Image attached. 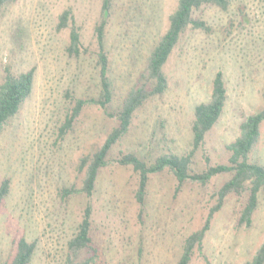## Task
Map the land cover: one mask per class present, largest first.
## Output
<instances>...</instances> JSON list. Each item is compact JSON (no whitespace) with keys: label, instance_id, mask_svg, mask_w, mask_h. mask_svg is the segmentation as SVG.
Returning <instances> with one entry per match:
<instances>
[{"label":"rangeland","instance_id":"rangeland-1","mask_svg":"<svg viewBox=\"0 0 264 264\" xmlns=\"http://www.w3.org/2000/svg\"><path fill=\"white\" fill-rule=\"evenodd\" d=\"M103 0H15L0 9V83L9 71L34 69L30 95L0 129V182L10 181L0 204V264H8L20 237L35 241L29 264H63L66 241L75 232L84 206L92 207L91 234L100 249L98 264H175L184 239L201 228L215 203L214 191L228 174L206 185L185 181L176 189L165 169L150 174L145 203L136 202L137 174L117 157L131 151L141 158L161 146L183 154L191 147L195 106L210 97L212 79L221 71L226 86L223 111L193 160V169L226 160V144L239 124L263 107L264 0H230L228 9L198 10L211 30L187 28L164 69L166 91L136 112L128 133L111 149L90 196L62 187H79L80 157L96 149L113 125L95 104L85 105L63 137L70 97L97 94L94 26ZM177 0H110L105 48L110 57L115 100L134 84L146 58L168 25ZM70 8L79 27V56L66 52L68 28L59 15ZM264 165V121L250 153ZM242 200L228 197L210 218L190 264H244L264 239V189L249 225L238 224Z\"/></svg>","mask_w":264,"mask_h":264},{"label":"trees","instance_id":"trees-1","mask_svg":"<svg viewBox=\"0 0 264 264\" xmlns=\"http://www.w3.org/2000/svg\"><path fill=\"white\" fill-rule=\"evenodd\" d=\"M15 0H0V9ZM230 0H177L175 8L168 15L166 30L160 35L150 50L144 68L139 72L134 84L127 90L123 98L113 105L115 100L114 82L110 72V57L105 48L106 24L110 0H103L99 19L94 26V37L97 51L94 56V66L98 78L97 94L90 98L70 97L64 120L59 126V136L71 129L82 108L87 104L100 107L104 115L113 121L103 142L93 151L80 157L78 172L81 174L80 185L62 187L60 195L68 197L72 193H82L90 196L95 188L101 168L109 161L113 146L129 131L136 112L147 101L161 96L168 87L165 65L178 43L182 33L187 28H198L206 32L211 30L206 20L198 14V10L206 6H214L222 10L228 9ZM58 29L68 28V43L66 52L69 56H79L86 49L82 46L80 31L75 23L70 8H65L59 15ZM34 79V69L30 68L18 74L9 71L0 83V129L8 119L20 109L23 101L30 95ZM264 102V91L262 92ZM226 100V86L221 71H217L212 79L210 97L207 101L198 103L193 111L191 123L190 149L178 154L170 148L161 146L155 155L141 158L131 151L121 152L117 162L129 165L137 174V184L134 192L136 202L142 207L145 203L150 174L169 170L177 182L176 189L185 181L206 185L220 174H228L214 191L215 203L210 208L204 225L191 232L182 245L181 253L175 264H190L194 249L201 242L209 227L213 213L221 208L225 200L234 196L242 200V207L237 219L238 224L249 225L258 204L259 193L264 189V165L250 158V153L260 136V127L264 121L263 107L247 115L239 124V133L234 140L226 144V160L211 163L205 155L206 165L201 170L193 169L196 152L202 146L205 135L219 119ZM10 181L4 178L0 182V204L8 194ZM92 207L87 203L76 225L75 232L66 241L63 264H98L100 249L94 243L91 234ZM36 249L35 241L20 237L16 243V251L8 264H29ZM244 264H264V239L252 258Z\"/></svg>","mask_w":264,"mask_h":264}]
</instances>
